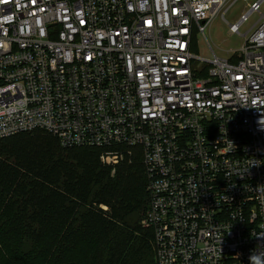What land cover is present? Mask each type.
<instances>
[{"label":"built area","instance_id":"2783aa9c","mask_svg":"<svg viewBox=\"0 0 264 264\" xmlns=\"http://www.w3.org/2000/svg\"><path fill=\"white\" fill-rule=\"evenodd\" d=\"M230 6L0 0V140L45 131L109 166L138 150L156 264H264V0L228 58L193 51Z\"/></svg>","mask_w":264,"mask_h":264},{"label":"trees","instance_id":"16d2710c","mask_svg":"<svg viewBox=\"0 0 264 264\" xmlns=\"http://www.w3.org/2000/svg\"><path fill=\"white\" fill-rule=\"evenodd\" d=\"M132 152L109 166L102 149L63 147L45 131L0 140V264H156Z\"/></svg>","mask_w":264,"mask_h":264},{"label":"rangeland","instance_id":"374dc122","mask_svg":"<svg viewBox=\"0 0 264 264\" xmlns=\"http://www.w3.org/2000/svg\"><path fill=\"white\" fill-rule=\"evenodd\" d=\"M230 0V8L225 15V21L219 15L212 22L206 31V37L202 34L196 37L195 53L206 60L213 59V52L217 57L226 59L230 56L231 50H237L244 44V37L239 35H230L229 25L235 24L240 17L247 11L248 7L259 0ZM264 9V6H263ZM259 15L254 14L249 21L241 26L240 33L245 34L257 21ZM201 62L198 61L197 64ZM206 66V62H203Z\"/></svg>","mask_w":264,"mask_h":264},{"label":"clouds","instance_id":"9594fccd","mask_svg":"<svg viewBox=\"0 0 264 264\" xmlns=\"http://www.w3.org/2000/svg\"><path fill=\"white\" fill-rule=\"evenodd\" d=\"M262 119H264V117H262L261 120H262ZM260 123H261V121H260ZM250 259H254V258L250 257Z\"/></svg>","mask_w":264,"mask_h":264},{"label":"snow or ice","instance_id":"6c2138e0","mask_svg":"<svg viewBox=\"0 0 264 264\" xmlns=\"http://www.w3.org/2000/svg\"><path fill=\"white\" fill-rule=\"evenodd\" d=\"M237 79H239V77H237Z\"/></svg>","mask_w":264,"mask_h":264}]
</instances>
